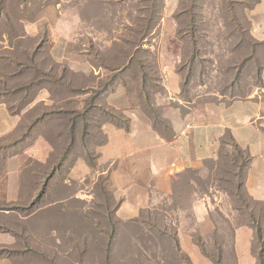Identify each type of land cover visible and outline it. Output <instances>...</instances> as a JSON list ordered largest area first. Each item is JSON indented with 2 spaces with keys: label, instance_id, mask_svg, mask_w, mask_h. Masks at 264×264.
I'll use <instances>...</instances> for the list:
<instances>
[{
  "label": "rangeland",
  "instance_id": "1",
  "mask_svg": "<svg viewBox=\"0 0 264 264\" xmlns=\"http://www.w3.org/2000/svg\"><path fill=\"white\" fill-rule=\"evenodd\" d=\"M260 1L8 0L7 12L11 19L19 24L17 34L27 37L24 40L26 49H35L42 45L43 49L46 48L45 52L48 50L56 55V61L63 67L58 69L59 74L66 68L69 70L67 78L71 79L70 72L75 71L76 83L81 88L88 87L86 92L83 91L77 98L70 100L66 99L69 97L68 91L55 88V94L49 93L50 100L52 98L55 100H51L49 105L51 108L46 109L37 105L36 110L24 119V123L29 124L39 114L47 110L56 111L60 107L65 110H72L74 107L84 110L86 102L93 96L92 89H97L100 85L111 83L114 85L122 80L129 84L133 104L137 106L139 103L136 97L140 84L138 80L141 76L139 68L134 66L124 73L112 72L110 68H115L124 62L118 47L114 45L115 42H120L130 54L131 48L128 46L140 39V31L150 20L154 24L150 30L152 33L142 41L143 49L137 56L140 61L137 60L134 64L140 62L145 65L149 77L147 91L153 96L157 95V110L153 113L160 123L157 127L168 130L171 122L165 116L172 117L173 112L178 109L182 113L202 112L207 105L247 97L254 90L264 88V42L251 35L249 18L250 11ZM155 24L156 28L153 30ZM6 25L0 24V33L7 29ZM47 56L50 57L49 53ZM175 62L183 78L180 96L182 105L173 102L170 104L163 86L166 80L165 71ZM164 65L166 68H163ZM21 96L24 95L15 98V104L21 101ZM96 112L99 114L98 111ZM124 118V115H120V120ZM55 120L50 125L55 131L53 134L55 147L50 155L58 156L64 143L63 138L60 140L58 137L57 131L58 126L60 130L62 124L58 122V118ZM107 121L102 115L98 116L94 125L95 133L85 140L84 145L77 147L76 156H73L76 159L71 158L67 161L65 168L59 173L61 177L55 175L51 182L49 188H53L52 191L60 193L80 191L82 198L87 197L85 201H70L71 208L86 209L92 206V210H95L98 209L99 203L102 206H107L109 203V193L105 190L102 181L94 184L92 179L87 177L80 184L66 188L67 190L63 189L60 182L70 176V170L77 160L86 158L84 151L91 149L95 153L94 156H97L98 147L102 145L105 137L101 133L103 132L101 128ZM45 131L44 128L36 129L34 132L36 139L33 144ZM95 157L91 162L95 161ZM53 162L55 164L57 161L53 160ZM32 164L33 180L38 182L39 188L41 176L51 175L54 167L53 165L45 167V164L36 160ZM234 171L230 161L225 159L218 166L208 165L202 174H189L188 182L191 184H186L184 189L179 191L175 201L172 202V207L176 209L188 207L194 200L195 192L200 195L234 192L235 179L232 174ZM91 193L95 194L97 201L89 200ZM48 201L51 204L56 198L50 197ZM115 204V198L111 199L110 207L114 208ZM42 205L44 204L41 198H34L32 211L36 212ZM62 206L63 204H60L53 209L54 214L51 215L55 221L68 217L66 214L56 215L57 209ZM15 208L21 212L24 206L18 203ZM71 217L73 216H69ZM95 217V214L91 213L80 216L81 226L86 228L80 231L81 242L89 243V246L68 245L71 235L67 232L63 246L49 248L47 255L49 261L45 264H50L51 260L55 264H104L107 254L105 241L108 242V239L96 230L87 229L90 225L95 226L90 224L91 218ZM149 218L150 222L157 224L160 230L164 229L165 231H162L168 236L159 239L157 232L152 234L146 232L132 237L129 244L116 242L112 248V264H185L178 261L172 238H169L175 235L177 230L176 215L172 214V217H169L157 212ZM37 221L39 219L34 217L33 222ZM146 228L152 229L148 224ZM34 233L36 236L32 247L18 245L15 250L19 252V250L31 249L32 254L27 253V258L30 255L33 264H44V258L41 257L42 249L38 243L39 232ZM13 250L5 249L1 250V253L13 255ZM21 264L25 263L21 262Z\"/></svg>",
  "mask_w": 264,
  "mask_h": 264
},
{
  "label": "crops",
  "instance_id": "2",
  "mask_svg": "<svg viewBox=\"0 0 264 264\" xmlns=\"http://www.w3.org/2000/svg\"><path fill=\"white\" fill-rule=\"evenodd\" d=\"M249 18L251 35L264 42V0L250 11ZM8 44V37L4 35L0 51L10 49ZM165 74L166 99L170 104H181L183 78L177 62L168 66ZM39 102L50 105L47 90L40 93L36 103ZM106 102L110 108L122 112L128 120V129L105 122L101 128L105 142L98 147L96 168L86 160H77L70 176L60 181L63 189L80 184L87 177L94 184L103 180L119 203L115 217L122 224L132 223L149 213L178 215L179 248L191 264H260L258 227L264 234V88L254 90L245 98L207 105L202 112L182 113L178 109L172 117L165 116L171 122L169 132L155 126L146 111L133 104L123 84L116 87ZM155 102H158L157 95ZM23 116L24 113L13 115L5 104H0V139L14 134ZM54 133V128L48 126L35 144L18 153L8 152L0 160V264H33L31 256L27 258L31 249L16 252L15 248L32 247L34 232H39L44 264L48 262L49 248L65 244L67 232L71 235L68 245H90L81 242L80 231L86 228L81 226L80 216L95 214L99 209L71 208L70 201L87 199L82 198L80 191L60 193L48 188L41 195L44 205L36 212L31 209L44 180L41 179L38 188V182L33 180L32 163L34 160L48 163L55 147ZM228 135L251 159L244 182L251 206L242 208L226 191L213 195L195 192L188 207L172 211V202L187 175L192 171L202 173L209 163L218 162ZM50 197L56 201L50 204ZM88 198L91 202L97 201L95 194L91 193ZM18 203L24 206L21 212L15 208ZM60 204L63 206L57 209L56 215L68 217L55 221L51 214ZM34 217L39 221L34 223ZM96 223L90 222L95 226L87 229L107 230L105 223L101 227ZM131 230L123 226L121 238ZM5 249H14L13 255L1 253Z\"/></svg>",
  "mask_w": 264,
  "mask_h": 264
},
{
  "label": "trees",
  "instance_id": "3",
  "mask_svg": "<svg viewBox=\"0 0 264 264\" xmlns=\"http://www.w3.org/2000/svg\"><path fill=\"white\" fill-rule=\"evenodd\" d=\"M7 1L8 0H0V24H7V29L0 33V41H2L3 36L6 35L8 37V42L10 44L9 46L11 48L0 51V104H5L13 115H22L24 113V116L20 126L14 132V134L6 139H0V160L8 152L15 153L16 151V153H18L19 151L21 152L25 147L33 144L36 139L34 136V132L36 131V129H46L48 126L52 125L54 121H56L55 119L58 118V122L62 124L60 130L58 126V137L60 138V140L61 138H63L62 141L64 145L59 151L60 153L58 154V156H55L56 154L50 155L48 163L45 165V167L53 165L54 168L52 169L51 175L45 174L44 176H41V179L44 180L42 183L41 192L36 197L41 198V195L44 194V192L50 187L51 182L56 177L55 175H57V177H61V174L59 173L63 168H65L67 161L71 158L76 159L73 156L77 152V147H80L82 144L84 145L85 140L89 139V136L95 133L94 125L99 115H102L103 118H106V120L108 121L116 123L118 126H122L128 129V120L126 119V117L124 118V120H120V115H123L122 112L110 108L106 102V99L111 93L115 91L116 87L119 84H123L125 87H127L130 95L132 93L130 92L129 84H126L123 80L120 82H116V84L114 85L112 83L109 85H100L97 89H92L94 90L93 92H91L93 93V96L91 100L86 102V107L84 108V110H79L76 107H74L72 110H65V108L63 107H60L56 111L47 110L46 112H43L35 117V119H33V121H31L29 124H25L24 119L27 118L28 114H31L36 110L37 105H40L46 109L51 108V106H46L44 103H36L38 96L43 90H47L50 94L53 95L55 94V88L64 89V91L69 92V95H67L69 97H66V99L70 100L77 98L88 87L86 86L81 88V86L76 83L75 77L77 78V75H75V71L71 70V79L67 78V73H69V70L66 68L63 69V72L61 74H59L58 69H62L63 67L54 59L51 51L48 52L47 50V52H45L46 48L43 49L42 45L39 46V48L36 47L35 49L30 50L26 49V46H24V40H26L27 37L26 35L17 34L16 31L19 24L17 22H14L9 16L7 12ZM153 25L154 24L151 20L146 22L145 26L140 31V39H137V41L132 43L131 46L129 45L130 42L127 43L129 45L128 47L131 48L130 54L127 49H124L120 42H115L114 45L118 47L120 56L122 57L124 62L123 64L118 65L115 68H110V70L112 72L124 73V71L130 70L134 66L139 68L141 76L138 80L140 84L138 85L139 90L136 99L138 100V105H140L152 118L155 126H158V124L160 123L157 122L153 114L155 110H157L155 95L153 96V94L151 95L147 91L149 77L145 71V65L140 62H138V64H134L137 60L140 61L137 56L139 55V51L143 49L141 48L142 41L147 39L148 35L152 33L150 30H152ZM154 28H156V24L155 27H153V30ZM48 53L50 55L49 58H47ZM48 59L50 60L48 61ZM88 93L85 94L92 95L91 93ZM21 94L24 96H21V101L18 104H15V98ZM51 100L54 99L52 98ZM96 111H98L99 114ZM170 129L171 124L167 131L169 132ZM104 142L105 137L103 143ZM223 144L224 147L221 151L220 160L218 162L209 163L208 165L214 164L218 166L225 159L230 161L231 166L235 169V171L232 173L235 179V181L233 182V184H235V191L228 193L233 197V201L242 206V208H248L251 206L252 201L245 192L244 182L251 159L241 150V148L231 135H228L226 137V139L223 141ZM84 152L86 158L83 160H86V162L93 169H95L97 166L96 163L98 155L96 156V158L94 156V151L91 149ZM92 156L95 157V161L93 160L94 162H91V159H94ZM53 160L57 162H55L54 164ZM191 173L202 174L201 172L196 171H192L190 172V174ZM188 176L189 175H187L182 188L176 193V197L179 191L184 189L186 184H191L190 182H188ZM100 181L103 182L105 190L109 193L110 203V200L114 197L108 190L105 182L103 180ZM109 203L107 204V206H102L100 203L98 205L96 204L99 210L95 212L96 217L91 218V222H98L96 223L97 227H101L100 225L104 223L107 227L106 231L102 229H98L97 231L101 235L105 236L106 239H108V242L105 241L107 254L104 264H112V248L114 247V245H116V242L120 244H125L128 242L129 244V240L132 239V237H134L135 235L140 236L146 232L150 234L157 232L159 234V239L161 237L168 236L167 233H164L162 231L164 229L160 230L157 224L150 222L149 217L154 214H143L140 219L132 223L122 224L115 217V212L119 207V203L116 201L114 208H111ZM173 210L178 209L173 206L172 211ZM176 217L178 220L179 216L176 215ZM147 224L152 227L151 230H148L146 228ZM126 225L132 230L126 232V234L121 238L120 233L123 226ZM174 234L175 235H172V237L169 236V238H172L174 246L173 249L178 261L184 262L185 264H191L186 255L183 254L179 248L177 230ZM151 238L153 239V237ZM258 244V257L260 260V264H264V234L259 227ZM50 262V264H55V262L52 260Z\"/></svg>",
  "mask_w": 264,
  "mask_h": 264
}]
</instances>
